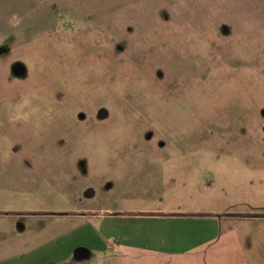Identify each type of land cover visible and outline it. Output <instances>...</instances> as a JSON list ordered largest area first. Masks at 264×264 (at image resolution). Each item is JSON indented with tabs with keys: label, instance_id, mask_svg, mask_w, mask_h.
<instances>
[{
	"label": "rangeland",
	"instance_id": "rangeland-1",
	"mask_svg": "<svg viewBox=\"0 0 264 264\" xmlns=\"http://www.w3.org/2000/svg\"><path fill=\"white\" fill-rule=\"evenodd\" d=\"M211 199V264H264V0H0V264Z\"/></svg>",
	"mask_w": 264,
	"mask_h": 264
},
{
	"label": "crops",
	"instance_id": "crops-1",
	"mask_svg": "<svg viewBox=\"0 0 264 264\" xmlns=\"http://www.w3.org/2000/svg\"><path fill=\"white\" fill-rule=\"evenodd\" d=\"M205 205L207 209L201 207L189 212L176 207L148 213L119 214L112 218L116 226L110 228L108 225L95 250L115 252L120 264H211L210 258L213 260L218 255V246L222 243L223 248L227 241L224 231L215 243L214 252L211 253V246H207L224 230V209L215 199ZM110 216L115 217L114 214ZM11 232L7 229L4 234L6 236ZM11 235L5 237L4 258H0V262L19 257L14 255L16 248ZM13 237H16L15 233ZM75 248H78L81 257H87V251L83 249L87 246L75 244L71 245L68 255L64 254L62 260L68 259Z\"/></svg>",
	"mask_w": 264,
	"mask_h": 264
}]
</instances>
